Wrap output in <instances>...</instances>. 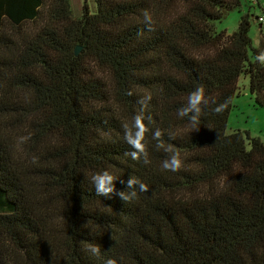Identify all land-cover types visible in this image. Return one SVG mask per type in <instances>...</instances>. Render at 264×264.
<instances>
[{
  "label": "trees",
  "instance_id": "trees-1",
  "mask_svg": "<svg viewBox=\"0 0 264 264\" xmlns=\"http://www.w3.org/2000/svg\"><path fill=\"white\" fill-rule=\"evenodd\" d=\"M96 4L77 18L69 0H0V264H264V139L228 130L243 74L264 108L262 3ZM200 87L193 125L178 111ZM105 170L117 193L131 176L147 191L98 196Z\"/></svg>",
  "mask_w": 264,
  "mask_h": 264
},
{
  "label": "rangeland",
  "instance_id": "rangeland-1",
  "mask_svg": "<svg viewBox=\"0 0 264 264\" xmlns=\"http://www.w3.org/2000/svg\"><path fill=\"white\" fill-rule=\"evenodd\" d=\"M74 16L80 18L83 14L84 4L87 3L92 12L97 11L96 0H69ZM264 5V0H260ZM253 5V4H252ZM248 7L244 4L242 10L235 9L228 13L226 18L220 23V30H227L229 34L236 31L239 27L240 17L247 13ZM262 10L259 6L252 7L251 14L261 15ZM249 35L254 41L255 46L264 40V25L260 26L257 19H251ZM239 94L234 99V106L230 113L228 130H250L254 135H259L264 139V108L256 104L255 96L251 92L250 79L243 74L238 82Z\"/></svg>",
  "mask_w": 264,
  "mask_h": 264
},
{
  "label": "clouds",
  "instance_id": "clouds-1",
  "mask_svg": "<svg viewBox=\"0 0 264 264\" xmlns=\"http://www.w3.org/2000/svg\"><path fill=\"white\" fill-rule=\"evenodd\" d=\"M258 59H260L261 61H264V54H261L258 57ZM145 99L150 100L151 97H146ZM207 103H208V100L205 98L203 87L197 88L194 92L190 94L188 98L187 106L181 108L178 111V115L180 117H185V116H189V114L191 113V115L189 116V119L193 125H196L198 123V117L201 113L202 105H207ZM135 126L138 129H140L141 132L143 131V124H142L141 117L138 116L136 118ZM154 135L158 138L160 136V132L156 131ZM128 142L132 145L134 149H138L142 151L141 145H139L134 140H129ZM131 156L133 159H136L137 152L133 151L131 153ZM180 166H181V162L175 155L171 157L170 161H165L162 165V167L165 170H171V171L178 170ZM119 179L120 178L115 177L113 174H111L107 170H105L102 173L95 174L92 177V183L95 187L96 194L100 197H104L107 199H111L113 195H118L121 198V200L128 203L137 196V192L135 190L136 187H138L141 192L147 191L146 186L142 182H140L139 180H134L133 177L131 176L130 179L127 181V187L128 189H132V191L129 192L127 190V191H121L117 193L116 182ZM86 250L89 253H91L93 256H99L101 254L100 247L94 244H89ZM107 264H115V261L110 259L107 261Z\"/></svg>",
  "mask_w": 264,
  "mask_h": 264
},
{
  "label": "built area",
  "instance_id": "built-area-1",
  "mask_svg": "<svg viewBox=\"0 0 264 264\" xmlns=\"http://www.w3.org/2000/svg\"><path fill=\"white\" fill-rule=\"evenodd\" d=\"M252 2L253 5H256L258 3V0H249ZM262 13L258 16V20L260 23L264 24V5L261 6Z\"/></svg>",
  "mask_w": 264,
  "mask_h": 264
}]
</instances>
